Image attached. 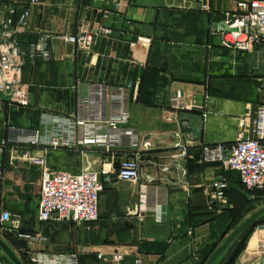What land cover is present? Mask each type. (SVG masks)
<instances>
[{"label": "crops", "instance_id": "0c3cea01", "mask_svg": "<svg viewBox=\"0 0 264 264\" xmlns=\"http://www.w3.org/2000/svg\"><path fill=\"white\" fill-rule=\"evenodd\" d=\"M0 1L15 17H25L18 38L26 56L22 80L30 92L29 106L20 110L0 95V142H7L0 151V213H10L11 228L6 234L41 233L47 241L34 249L74 254L78 264H200L231 232L233 202L247 195L237 172L202 160L201 145L231 144L244 114L264 105V93L254 87L258 78H248L264 75L260 46L251 53L233 50L215 33L240 0H130L120 7L116 0ZM100 25L111 32L97 37L89 50L58 37ZM39 38L46 39V55L32 46ZM147 71L156 76L145 96L150 103H143L138 86ZM95 84L128 91V122L98 131L118 134L124 144L108 153L81 145L45 152L41 140L57 123L45 125L42 116L74 113ZM127 129L139 138L140 179L121 181L111 173L93 222H40L41 164L29 156L73 173L111 168L133 151L125 144ZM220 176L228 181L225 209L209 205L210 184ZM258 229L253 235L264 236V228ZM25 243L19 240V249ZM249 249L242 251L248 257L255 246Z\"/></svg>", "mask_w": 264, "mask_h": 264}, {"label": "built area", "instance_id": "2783aa9c", "mask_svg": "<svg viewBox=\"0 0 264 264\" xmlns=\"http://www.w3.org/2000/svg\"><path fill=\"white\" fill-rule=\"evenodd\" d=\"M36 3L37 0H30ZM130 0H116L117 7L128 4ZM0 1V95L5 96L8 106L20 110L29 106V86L22 80V70L26 63L25 53L20 48L18 33L25 28V17H15L13 8L5 9ZM227 27L228 29H225ZM110 29L100 25L96 30L81 29L73 34L58 37L74 44L82 50H89L97 37L107 35ZM224 47L233 50L252 52L256 46L264 51V0H240L234 11H226L224 18L215 32ZM35 52L47 54L45 38H39L32 44ZM129 95L127 89L95 84L91 96L80 99L74 113L61 116H42L45 125L57 123L55 130L44 135L41 143L45 152L49 149L69 148L77 145L100 147L110 152L113 147L124 144L121 136L100 134L99 130H108L125 125L128 122ZM176 108L179 103L173 100ZM128 138L125 143L133 151L129 156L118 158L116 166L102 167L100 170L84 169L73 173L49 167L44 158L29 156L30 160L39 161L38 211L40 222L90 223L98 219L99 195L104 181L111 173H116L121 181H135L141 177L139 138L133 130L124 131ZM147 149L149 143L142 144ZM7 147V142H0V151ZM183 153L185 149L183 148ZM201 158L205 162L219 163L224 170L238 173L239 180L246 190L264 187V105H259L252 113L247 111L240 121V130L231 144H202ZM14 159V156L12 157ZM209 205L215 207L227 203L228 181L220 176L211 184ZM10 213H0V232L11 231L7 226ZM24 239L27 246L20 248L30 264H78L74 254H51L41 249H34L47 241L41 233L16 232ZM244 252V250H243ZM238 256L235 264H264V239L255 244V254ZM122 254H116L120 260ZM137 264H140L139 262Z\"/></svg>", "mask_w": 264, "mask_h": 264}, {"label": "rangeland", "instance_id": "374dc122", "mask_svg": "<svg viewBox=\"0 0 264 264\" xmlns=\"http://www.w3.org/2000/svg\"><path fill=\"white\" fill-rule=\"evenodd\" d=\"M261 51H262V58H264V51L262 50V48H261ZM248 53H251V52H248ZM249 71H250V68H249ZM250 72H252V71H250ZM255 72H257V70H255ZM250 76H252V77H250ZM254 77L255 78H258V79H255L253 81L254 82V87L256 88L257 85L260 86L259 89H258V92L259 93H264V80H263L264 79V75L260 74L258 76V75H255V74H252L251 73L248 76V78H254ZM251 89H253V88L251 87ZM66 161H68V159ZM69 161L72 162V160H70V159H69ZM65 169H68V168H65ZM90 169L91 170L92 169H95L96 170L97 168H94V166H93V168H90ZM245 191H246L247 195H244V199L243 200L239 199V200H235L233 202V207L236 210V213H237L236 215L237 216H235L236 217V222L232 225V227L234 226L232 228V230L238 224H240L245 218H247L248 216H250L253 212H255L256 210H258V209H260L262 207H264V187L263 188H256V189H253V190H245ZM258 228H264V215H262V217H261L260 221L258 222V224H256L251 230L245 231L240 236V239H239V242L240 241H243V242L245 241V247L248 246L250 248L249 251H251V252H252V246H255L256 241L259 238L260 239H264V236L256 237V235H253V233L255 231L257 232V230H259ZM0 237L3 238L8 243V245L13 249V251L15 252V254L20 259H21V257H23L26 260L25 254L23 252L19 251V246L17 244V243H19V240L22 241L21 238H18V236H16V237L14 236L15 238H13L12 236H10V235H8L6 233H1V232H0ZM245 247H244V249H245ZM223 260H224V258H223ZM223 260L222 259H221V261L220 260L219 261L217 260L214 264H223ZM0 264H13V262L2 251L1 248H0Z\"/></svg>", "mask_w": 264, "mask_h": 264}, {"label": "trees", "instance_id": "16d2710c", "mask_svg": "<svg viewBox=\"0 0 264 264\" xmlns=\"http://www.w3.org/2000/svg\"><path fill=\"white\" fill-rule=\"evenodd\" d=\"M155 72L154 71H147L145 72V74H143V76L141 77V81L139 83L138 86V97L137 100H139L140 102L143 103H150V95H151V90L150 92L148 91L149 86H151V84L154 83V79H155ZM145 94V95H144ZM147 95H149L148 97H145ZM244 190H246L244 188ZM238 212V211H237ZM236 210L234 209V207H232L231 209H229V216L231 217V228L232 225L236 222ZM264 215V214H263ZM262 215L257 218L253 223H251L240 235L239 237L232 242L229 246H228V253L225 256L224 260H223V264H234L236 259L238 258V256L240 255V253L242 252V250L245 247V241H240V236L245 232V231H249L251 230L256 224H258V222L260 221ZM17 246V245H16ZM216 249V245H213V247L211 248V250L203 257L202 261L200 264H204L205 261L207 260V258L211 255V253ZM21 260L24 264H29L27 262V260H25L23 257H21ZM218 260V259H217Z\"/></svg>", "mask_w": 264, "mask_h": 264}, {"label": "water", "instance_id": "95a60500", "mask_svg": "<svg viewBox=\"0 0 264 264\" xmlns=\"http://www.w3.org/2000/svg\"><path fill=\"white\" fill-rule=\"evenodd\" d=\"M225 29H228L225 27ZM220 209L228 208V204L217 205ZM264 214V207L256 210L250 216L245 218L240 224H238L225 238V240L211 253L204 264H214L217 259L222 255V253L228 248V246L234 242L239 235L257 218ZM0 248L8 256V258L13 262V264H24L22 260L15 254L13 249L8 245V243L0 237Z\"/></svg>", "mask_w": 264, "mask_h": 264}]
</instances>
